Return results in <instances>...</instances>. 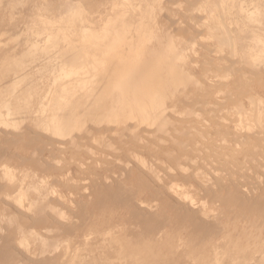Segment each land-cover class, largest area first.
Wrapping results in <instances>:
<instances>
[{
    "label": "rangeland",
    "instance_id": "1",
    "mask_svg": "<svg viewBox=\"0 0 264 264\" xmlns=\"http://www.w3.org/2000/svg\"><path fill=\"white\" fill-rule=\"evenodd\" d=\"M0 264H264V0H0Z\"/></svg>",
    "mask_w": 264,
    "mask_h": 264
},
{
    "label": "bare ground",
    "instance_id": "2",
    "mask_svg": "<svg viewBox=\"0 0 264 264\" xmlns=\"http://www.w3.org/2000/svg\"><path fill=\"white\" fill-rule=\"evenodd\" d=\"M126 47V46H125ZM119 62H120V60H119ZM165 62V61H164ZM142 64V63H141ZM94 67V66H93ZM140 67H142V66H140ZM135 68V67H134ZM136 69V68H135ZM150 69V68H149ZM148 69V70H149ZM158 69V68H157ZM137 70H139L138 68H137ZM153 71H154V69H153ZM145 72V71H144ZM169 72H171V71H169ZM141 73V72H140ZM139 73V74H140ZM143 74H145V73H143ZM149 74V73H148ZM147 74V75H148ZM155 74H156V72H155ZM136 75H137V73H136ZM151 75V74H150ZM126 77V76H125ZM138 77V76H137ZM137 77H135V78H137ZM141 78V77H140ZM137 80V79H136ZM150 80V79H149ZM141 81V80H140ZM158 81V80H157ZM171 81V80H170ZM138 82V81H137ZM155 82V81H154ZM142 83L144 84V82L142 81ZM146 83V82H145ZM152 84V83H151ZM241 84V83H240ZM139 85V84H138ZM155 86V85H154ZM148 87V86H147ZM150 87V86H149ZM139 88V87H138ZM151 88V87H150ZM136 90V89H135ZM136 92V91H135ZM240 93V92H239ZM142 94V93H141ZM83 100V99H82ZM252 101V100H251Z\"/></svg>",
    "mask_w": 264,
    "mask_h": 264
}]
</instances>
